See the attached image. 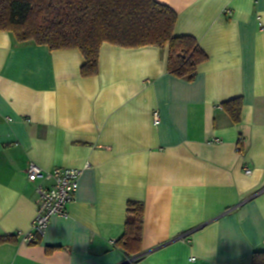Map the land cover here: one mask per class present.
Masks as SVG:
<instances>
[{"label": "crops", "instance_id": "1", "mask_svg": "<svg viewBox=\"0 0 264 264\" xmlns=\"http://www.w3.org/2000/svg\"><path fill=\"white\" fill-rule=\"evenodd\" d=\"M156 1L208 56L194 80L169 73L168 45L104 43L98 74L83 77L80 50L0 31V235L16 237L0 264H126L116 242L131 201L145 206L135 264H252L264 252V0ZM236 98L239 123L222 107ZM31 162L83 169L67 217L37 244L24 241L38 209Z\"/></svg>", "mask_w": 264, "mask_h": 264}, {"label": "trees", "instance_id": "2", "mask_svg": "<svg viewBox=\"0 0 264 264\" xmlns=\"http://www.w3.org/2000/svg\"><path fill=\"white\" fill-rule=\"evenodd\" d=\"M177 20L173 9L156 0H0V31L13 33L18 42L46 45L52 51L80 50L83 77L98 74L101 46L110 43L129 48L168 45L169 73L194 80L208 56L194 37L174 35ZM222 107L234 123L241 121L242 98ZM144 214L143 203H128L124 234L116 242L130 259L126 264L142 258ZM13 241V235H0V244ZM252 264H264V252H255Z\"/></svg>", "mask_w": 264, "mask_h": 264}, {"label": "built area", "instance_id": "3", "mask_svg": "<svg viewBox=\"0 0 264 264\" xmlns=\"http://www.w3.org/2000/svg\"><path fill=\"white\" fill-rule=\"evenodd\" d=\"M159 121L160 115L156 112L154 122L157 124ZM241 141L242 138H239ZM241 151V147L237 146V152ZM82 173L83 169L61 167L46 171L34 162L29 163L27 175L29 181L37 183L38 209L31 231L24 234L25 242L33 243L38 236H42L52 217H67V207L79 189ZM245 173L250 175L252 169L246 167Z\"/></svg>", "mask_w": 264, "mask_h": 264}]
</instances>
